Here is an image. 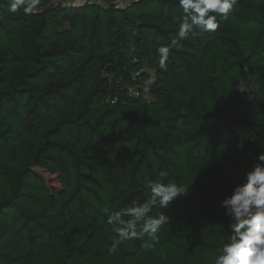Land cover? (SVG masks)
<instances>
[{"label": "trees", "instance_id": "1", "mask_svg": "<svg viewBox=\"0 0 264 264\" xmlns=\"http://www.w3.org/2000/svg\"><path fill=\"white\" fill-rule=\"evenodd\" d=\"M183 15L176 0H42L27 15L0 0V264H215L220 201L264 151V0H238L161 69ZM149 181L185 191L148 213L170 218L155 239L110 255L108 215L145 202Z\"/></svg>", "mask_w": 264, "mask_h": 264}, {"label": "clouds", "instance_id": "2", "mask_svg": "<svg viewBox=\"0 0 264 264\" xmlns=\"http://www.w3.org/2000/svg\"><path fill=\"white\" fill-rule=\"evenodd\" d=\"M42 0H8L10 13L22 12L27 15L37 10ZM184 15L178 18L177 37L171 44H164L157 49L159 67L167 68L166 61L173 45L189 37V34L214 32L220 27L218 16L227 19L238 0H176ZM153 79L144 82L147 92ZM236 89L246 93L248 88L240 81ZM166 175V173H165ZM149 198L136 206L123 208L108 215V223L115 225L117 239L109 248V254L117 252L119 244L140 236L156 238L162 225L169 223L170 218L161 212L150 216L153 207L161 209L177 200L185 191L175 183L164 184L149 181L147 183ZM229 220V242L224 243L215 258V264H264V151L257 154L256 162L251 169L244 172V181L233 187L230 195L220 201ZM128 216L131 219L124 220ZM142 223H139L140 221Z\"/></svg>", "mask_w": 264, "mask_h": 264}, {"label": "built area", "instance_id": "3", "mask_svg": "<svg viewBox=\"0 0 264 264\" xmlns=\"http://www.w3.org/2000/svg\"><path fill=\"white\" fill-rule=\"evenodd\" d=\"M73 3H78V4H81V3H84L86 0H72ZM93 1H97L98 3H101V4H105V3H112V4H115L117 7H127V5L132 2V1H135V0H108L106 2H101L100 0H93ZM130 94H132L133 96H137L138 95V90L137 89H131L130 90Z\"/></svg>", "mask_w": 264, "mask_h": 264}, {"label": "rangeland", "instance_id": "4", "mask_svg": "<svg viewBox=\"0 0 264 264\" xmlns=\"http://www.w3.org/2000/svg\"><path fill=\"white\" fill-rule=\"evenodd\" d=\"M101 2H106V1H108V0H100ZM44 176L46 177V178H48V176H46L45 174H44Z\"/></svg>", "mask_w": 264, "mask_h": 264}]
</instances>
